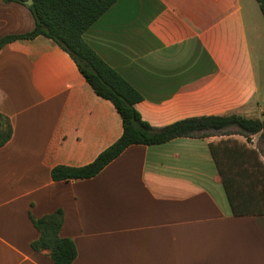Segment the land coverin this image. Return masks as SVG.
<instances>
[{"label":"crops","instance_id":"crops-1","mask_svg":"<svg viewBox=\"0 0 264 264\" xmlns=\"http://www.w3.org/2000/svg\"><path fill=\"white\" fill-rule=\"evenodd\" d=\"M255 2L117 0L83 40L142 96L135 108L154 128L208 116L263 122ZM33 27L27 6L0 0V39ZM0 114L12 129L0 147V264H53L31 249L30 217L57 210L72 264H264L260 131L132 145L93 178L53 182V167L91 163L122 122L41 36L0 48Z\"/></svg>","mask_w":264,"mask_h":264},{"label":"trees","instance_id":"trees-1","mask_svg":"<svg viewBox=\"0 0 264 264\" xmlns=\"http://www.w3.org/2000/svg\"><path fill=\"white\" fill-rule=\"evenodd\" d=\"M27 0H3L21 5ZM27 9L33 20V29L23 35L5 36L0 48L15 40L44 37L52 40L75 63L79 73L100 98L109 101L119 114L122 134L111 146L89 164L80 167L58 165L51 169L53 182L86 180L97 176L109 163L132 145L154 146L184 137H205L210 133L236 127L241 133L261 132L264 139V121L259 122L237 115L187 118L170 125L154 128L145 122L135 105L142 96L114 69L108 66L83 40L84 32L95 23L117 0H32ZM264 20V0H255ZM12 129L6 117L0 114V147L11 138ZM233 212L237 214L232 205ZM39 237L31 243L34 252L48 251L53 264H72L77 250L72 240L59 235L63 213L57 210L39 219L30 217Z\"/></svg>","mask_w":264,"mask_h":264},{"label":"rangeland","instance_id":"rangeland-1","mask_svg":"<svg viewBox=\"0 0 264 264\" xmlns=\"http://www.w3.org/2000/svg\"><path fill=\"white\" fill-rule=\"evenodd\" d=\"M255 3H257V2H255ZM257 6H256V11H257V14H258V16H259V18H260V21H261V23H262V29H264V20H263V16H262V14H261V12H260V10H259V6H258V4H256ZM260 51H261V53L264 55V41H262V42H260Z\"/></svg>","mask_w":264,"mask_h":264},{"label":"water","instance_id":"water-1","mask_svg":"<svg viewBox=\"0 0 264 264\" xmlns=\"http://www.w3.org/2000/svg\"><path fill=\"white\" fill-rule=\"evenodd\" d=\"M33 1L32 0H27L24 5L29 7L30 5H32Z\"/></svg>","mask_w":264,"mask_h":264}]
</instances>
